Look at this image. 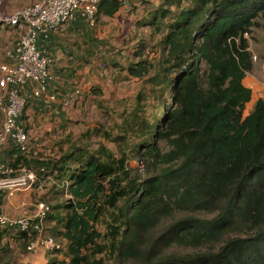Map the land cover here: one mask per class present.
<instances>
[{
	"label": "trees",
	"instance_id": "trees-1",
	"mask_svg": "<svg viewBox=\"0 0 264 264\" xmlns=\"http://www.w3.org/2000/svg\"><path fill=\"white\" fill-rule=\"evenodd\" d=\"M121 7L103 1L95 24ZM150 17L162 33L161 59L138 58L126 72H154L160 117L143 116L142 90L115 134L66 133V149L50 159L16 161L54 181L47 220L66 259L47 264H264V101L244 115L251 91L242 84L253 68L246 36L259 27L264 0H163Z\"/></svg>",
	"mask_w": 264,
	"mask_h": 264
},
{
	"label": "crops",
	"instance_id": "crops-1",
	"mask_svg": "<svg viewBox=\"0 0 264 264\" xmlns=\"http://www.w3.org/2000/svg\"><path fill=\"white\" fill-rule=\"evenodd\" d=\"M35 1L37 0H3L2 13L9 14L14 9L28 6ZM159 3L160 0H156L155 3H153V0H127V5L120 8L112 18H108L103 14L97 15L95 27L98 29L96 32L99 39L95 38L94 31L76 16L74 20L68 22L58 32L51 33L46 40L40 41L39 48L43 49L45 54L52 59V65L49 70L53 76V81L40 99L35 102L32 100L30 101L24 115L28 117L26 118L28 124L25 126L30 128V121L34 123V126L40 122L44 130H49L51 124L48 121L62 118L60 114H63V120H67L65 121L64 127H60L61 125L58 126L56 122H54L56 126L53 127L60 130L66 128V125L67 128L72 126L70 117L74 113L73 108H76L78 112H80L82 106L85 105L84 98L89 102L98 99L94 91L90 92L88 90V84L86 82H89V79L86 81V79L80 78L81 76L79 75L78 69L80 66L84 65L82 57H77V55L83 53L80 49L82 48L85 50V53H89V57L93 55V53L90 52L91 47L96 48V50L94 49L96 55L102 54L103 52L100 51V49H102V44L104 43L101 38V32H106L108 27L107 22H109V25L112 24L111 27H108V30L112 32L113 36L118 32L116 29L117 26H119L118 21H120V19L123 22L136 19V22L142 21L146 23L149 21L150 15L158 8ZM117 18H119V20H117ZM105 22L107 23L106 25H104ZM18 33L19 30L16 28L0 27V64L4 62L2 52L11 46ZM255 47L257 48L258 46ZM109 51L110 49L107 52ZM74 53H77V55H74ZM258 57L259 59L257 58L258 60L254 62V64L259 74L256 76V74H253L251 71L252 74L251 72L247 74L242 81L243 86L251 91L250 101L245 105V115H248L253 109L256 101L260 99L264 101V58L262 56L263 59L260 56ZM111 77V75L108 76V78ZM32 86L33 85H30V88H32ZM75 90H79L80 93L78 96L73 97V92ZM52 95L55 96L54 100H50V96ZM68 97L71 98V100L68 105H64L63 102ZM1 120L2 115L0 113V127ZM56 136L58 137L60 135ZM17 159H19V155L15 150L9 149V147L0 151V162L13 167V169L18 168V164L16 163ZM16 164L17 166H15ZM49 184L50 182L47 177H39V180L37 179L33 188L30 190L14 192L12 194H8L6 191L1 192L0 212L9 219L31 217L37 210L36 204L38 202H50L44 199L45 195L37 199L38 195L43 194L45 189L49 187ZM58 230L59 232L63 231L62 227ZM52 233L53 223L47 220L45 235L53 237ZM30 236L31 235L21 234L17 231L0 229V264H47L48 258L50 257L56 258L57 260L65 259V257L62 259L59 257V255H62L64 252H48L41 247H36L33 251H28L27 247L30 242L28 238H30ZM54 239L60 242L65 250L66 243L59 237H55ZM26 241H28L27 244ZM21 249H23V251Z\"/></svg>",
	"mask_w": 264,
	"mask_h": 264
},
{
	"label": "built area",
	"instance_id": "built-area-1",
	"mask_svg": "<svg viewBox=\"0 0 264 264\" xmlns=\"http://www.w3.org/2000/svg\"><path fill=\"white\" fill-rule=\"evenodd\" d=\"M103 1L114 0H37L4 14L3 0H0V27L19 30L11 46L2 52L4 62L0 64V151L9 147L19 156L32 154L39 157L37 150L30 147L29 130L23 121L28 103L40 99L53 81L49 70L52 59L39 48V42L46 40L49 34L58 32L76 16L89 27L94 26L96 13ZM117 1L122 7L127 5L126 0ZM252 60L256 61L257 58L253 55ZM30 85H33L32 88ZM79 93V90H75L73 97ZM54 99L55 96H50V100ZM70 100L68 97L63 104L68 105ZM40 171L43 173L44 169L40 168ZM36 181L33 170L22 165L13 169L0 162V193L27 191ZM36 208L31 217L24 218L9 219L0 212V229L35 234L34 241L27 247L28 251L41 247L48 252H62V245L45 235L50 203L38 202Z\"/></svg>",
	"mask_w": 264,
	"mask_h": 264
},
{
	"label": "rangeland",
	"instance_id": "rangeland-1",
	"mask_svg": "<svg viewBox=\"0 0 264 264\" xmlns=\"http://www.w3.org/2000/svg\"><path fill=\"white\" fill-rule=\"evenodd\" d=\"M162 1L163 0H160L158 8L161 7ZM155 2L156 0H153V3ZM182 4H184V2H182ZM163 7L165 9H169L173 13L176 12L175 6L173 5L168 6L165 4ZM117 20H119V18H117ZM150 21L151 17L146 23H143L142 21L136 22V19L123 22L120 19V21H118L119 26H117L116 29L118 32L113 36L112 32L108 30V27H111L112 24L109 25V22H107L108 27L106 32H101V38L104 43L102 44V49H100V51L103 52L102 54L96 55L94 52V49L96 50L95 47L90 48V52L93 53L90 57L88 56L89 53H85V50L82 48L80 49L83 52L82 54L77 55V53H74L77 57H82V62L84 64L78 69L79 75L81 76L80 78L86 79V81L89 79V82H86L88 84V90L90 92L94 91L98 96V99L93 102H89L84 98L85 105L82 106L80 112H78L76 108H73L74 113L70 117L72 126L68 128L67 125L66 128H62L60 130L53 127L56 126L54 122L60 126L61 123L67 121H62V118L48 121L51 124L49 130H44L40 122L34 126V123L30 121V128L28 127L30 145L37 150L39 155L41 154L43 159H50V157L55 155V152L59 153V150L66 149V145L62 143L66 133H71L73 140L86 133L89 129L105 128L107 131L113 130L112 133L115 134L117 132L116 127L121 126L123 123V117L126 116V113L132 111L135 105L133 104L134 98L139 91H146V104L149 105L143 116L147 118L150 114H154L155 120L160 117L161 106L160 109L157 107L158 101L160 100V95H158L159 88H156L153 84L151 85L148 83V78L152 77L154 72H150V75L144 79L130 78L126 72V67H128L129 64H134L138 58L147 60L153 66L158 64L161 59V49L159 47V43L162 39V33H154L155 27L150 29L147 25ZM170 22L171 17L168 16L165 19V24H169ZM107 23L105 22L104 25ZM95 26L96 25L89 28L94 31V37L98 38L96 32L98 29ZM160 26L162 27V25ZM246 37L249 40L251 58L253 55L258 59V56H262L264 58V17H262L259 21V27L255 28L252 34ZM255 46L258 47L256 48ZM109 49L110 51L107 52ZM256 61H253L252 72L257 76L259 72L256 70V65L254 64ZM109 75L112 77L108 78ZM151 86L154 90L150 92ZM168 99L169 98H166V96L164 97V107L168 105ZM125 100H127V102H125ZM245 114L246 113L244 112V115ZM26 118L28 117L23 118V121L28 124V122H26ZM56 135H60L61 137H57ZM99 140L100 138L96 134L91 136L93 148H95V143ZM105 145L113 152H116V147L113 144L105 142ZM137 163L138 162L136 160L131 161L130 166L135 169L136 166H138ZM48 181L50 182L49 187L45 189L43 194H39L37 199L42 195L48 194L49 189L53 186L54 181H52L51 177L48 178ZM48 197H50V193L48 194ZM49 199L51 198L45 200ZM51 201L49 203L53 206L54 203ZM195 216L205 219L211 217L205 213H197ZM179 217H181V215H178L176 218ZM33 241L34 239L29 243ZM21 250L23 251V249ZM171 250L183 253V251H179L180 249L177 248L170 249V251ZM59 257L61 259L65 257L66 259L65 253H62Z\"/></svg>",
	"mask_w": 264,
	"mask_h": 264
}]
</instances>
